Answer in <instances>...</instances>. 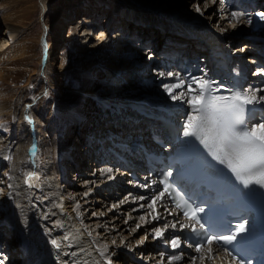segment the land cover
<instances>
[{
  "label": "bare ground",
  "instance_id": "bare-ground-1",
  "mask_svg": "<svg viewBox=\"0 0 264 264\" xmlns=\"http://www.w3.org/2000/svg\"><path fill=\"white\" fill-rule=\"evenodd\" d=\"M202 1L95 0V3L102 4L89 5L93 8V12L89 10L84 13L85 16L81 15L84 18L80 30L75 27L71 29L72 22L79 14L76 4L63 7L58 10L57 15L61 16L60 27L66 32L68 30L69 38H66L61 45L66 44L68 40L74 41L78 36L80 39L72 42L73 48L76 47L75 53L83 56L81 61L85 59L84 62L87 64H82L83 67L80 69L72 66L68 70L76 73L62 79L64 73L61 74V65L57 66L59 57H57L58 62L56 59L53 61L57 64V67L53 68L48 59V53H55L59 48L58 45L53 52L52 46L48 49L45 46L44 50L37 47L39 41L45 45L48 42L47 34L41 35V38L36 35L38 15L40 10L43 12L50 5L48 0H40L39 3L37 0H0V7L4 10L0 11V30L5 29V39L3 36L0 38V44L2 43L0 46L5 47L4 45L7 46L9 43L10 47H5L6 50L16 46V49L6 52L5 56L14 57L18 54L17 48H22L20 51L25 54L28 62L26 66L30 65L33 69L35 67L36 70H34L35 77L28 78L30 88L23 87L19 93L14 92V95L11 89L10 92L5 89L4 93L0 94V123L4 119H10L15 126L14 132L0 141V162L6 164L4 173L7 172L13 177L12 180H8L4 173L0 174L3 176L2 179L0 178V181H3V187L0 188L2 190L0 191V261L3 264H43L47 257L51 260V264H106V257L110 258L113 264H161V261L163 264H168L169 257L181 254L182 258L174 261L173 264H189L191 256L187 253V246L182 245L180 249L173 250L169 245L154 238V228L177 221L174 210L171 215L166 211L170 209L166 196L157 201L156 212L144 207L151 202L152 196L160 191L159 187L152 180L147 188L132 181L131 177L128 178V172L120 168L118 159L120 155H125L131 150L130 142L149 143L150 137L145 136L149 135V131L145 132L148 121L143 115L150 112L151 108L159 109L163 114L171 117L177 116L183 125V116L187 113V107L179 100L173 101L162 87L164 84L174 82L175 78L169 77L168 73H179L177 67H172L166 72L156 63V59H159V62L163 61L166 54L173 59L174 57L169 54L173 49L175 55H180L182 58L195 60L200 56L197 67L202 64L204 72L210 68L209 59L207 60L208 51L204 52L201 49L204 41L199 39V35L198 37L192 35L189 27L205 28L204 30L213 33L211 40L223 48L224 53L234 64L238 78L242 74L243 78L247 77L243 90L252 88L253 85H256V88H264V76L260 75L258 79H254V74L249 73L248 70L257 62L251 60L264 62V20L256 15L258 12H264V8L247 13L243 10H235V3L223 4L219 3V0L215 2L208 0L201 6ZM189 4L191 9L188 8ZM102 5L114 13L122 9L130 11L122 15L125 19L121 16L116 19L121 23L114 32L109 34L113 15L102 24L103 28L93 34L94 27L98 26L95 22L97 7ZM196 5L201 6L200 12L196 11ZM217 5L222 9L219 11L223 14L222 19L217 17ZM13 6L24 13L26 23L30 25L28 30L23 27L24 33L21 32V25L15 23L17 16ZM110 11L107 15L111 13ZM232 12L244 13V15L239 18V22H236L231 16ZM232 24L235 26L233 27ZM166 38H176L185 45L169 46L170 44L165 41ZM149 40L153 45L157 42L159 46L164 45L165 55L150 52L149 46L147 47ZM242 40L245 42L240 47H236ZM257 43H260L263 49L259 50L260 52L249 53L248 49L252 50ZM133 46L138 47V52L133 50ZM98 53L103 55L102 58L105 57V61L95 58ZM150 53L151 56L146 58ZM192 54L197 56L188 57ZM242 54L243 56H240ZM235 58L238 59L237 63L234 62ZM41 61L43 68L40 70ZM96 67L102 68L96 69L97 71H102L103 68L107 70L104 75L102 74L101 81L107 90L105 92L102 91L103 88L93 91L91 87L94 82L91 69ZM49 68L53 73L49 72ZM257 69L256 73H261L260 68ZM121 72L122 76H120ZM136 73H141L140 76L146 73L148 75L146 79L160 83V87L148 89L145 80L135 86L137 87L135 94L120 90L116 96L115 90L119 83L127 78H134ZM77 76L82 79L85 86L82 89L68 88L66 82H70V79L74 80ZM87 76L93 77L87 78ZM180 76L189 77L182 74ZM194 76L205 77V74ZM249 78L250 80L247 81ZM34 85L38 87L37 90L31 88ZM59 88L62 90L66 88L67 91L61 89L57 91ZM6 91L9 94H5ZM53 91L58 93L57 96ZM151 113L155 114L156 111ZM26 115L31 116L33 123L30 124L25 120ZM67 116H69L67 122L72 128L70 130L79 134V139L72 148L69 140L56 137L54 128L60 118ZM106 122L109 125L101 127L105 126ZM139 127L145 130L143 131L145 134L138 130ZM3 129L0 124V130ZM97 132L100 134L97 135ZM83 135L88 136L87 145L80 149ZM33 144L37 146L35 157L29 152ZM9 154L13 157L11 162L4 159V156ZM106 154L108 157H105ZM112 155L114 156L111 158ZM67 157L70 159L67 164L69 171L74 172L76 169L75 173L80 177L81 182H78L76 189H71L72 184L63 185L67 172L62 171L61 165L62 159ZM135 164L139 165L141 162L137 161ZM108 168L113 171L105 174L103 170ZM28 175L33 176L30 181L32 187H28L25 183ZM109 176L113 179H109ZM72 178L75 180V177ZM9 184L13 186L9 188ZM140 197L144 199L141 200ZM157 214L159 219L154 221L152 216ZM142 216L145 217L144 220L140 219ZM5 227L8 228L11 236L3 230ZM138 231L143 232L140 239ZM177 231L169 228L165 236L177 235ZM65 235H68L69 239L65 240ZM52 240L60 244L59 250L52 245ZM113 241L115 244L112 243ZM164 247L171 249L172 253L164 251ZM101 251H105L104 256L100 255ZM73 253L75 255H72ZM204 254L207 257L206 251ZM216 255L217 248L213 246V256ZM223 257V254H219L214 261L206 258L203 264H224ZM196 264L201 262L197 260Z\"/></svg>",
  "mask_w": 264,
  "mask_h": 264
},
{
  "label": "snow or ice",
  "instance_id": "snow-or-ice-1",
  "mask_svg": "<svg viewBox=\"0 0 264 264\" xmlns=\"http://www.w3.org/2000/svg\"><path fill=\"white\" fill-rule=\"evenodd\" d=\"M196 11H201L200 5H196ZM243 15L244 13L239 12L231 13L236 22H239V18ZM256 15L264 20V12H258ZM232 26L234 27L235 24ZM168 76L174 77V82L164 84L162 87L173 101L179 100L187 107L181 135L185 138L184 150L190 156L189 166L198 175L209 178L210 183L202 185L203 202L197 203L183 189L177 190L173 188V184L162 181L163 189L152 196L151 202L144 207L156 212L157 201L162 200L165 193H168L173 200V208L166 209L167 213L171 215L174 209H179L187 223H179V221L165 223L153 229L154 238L169 245L173 250L180 249L182 245L194 248L198 255L191 256L189 264H196L197 260L203 264L206 258L214 261L219 254L238 264H245V258L239 252L234 254V250L235 245L246 241L247 234L251 231L248 220L240 219L233 225L231 220L225 221L222 214L211 205L206 212L205 204L209 200L216 199L218 193H226L239 210L250 206L257 194L264 202V107H262L264 88L250 87L242 91L224 89L229 92L225 95L218 94L224 86L203 76L181 77L179 73H168ZM25 120L30 124L33 123L30 115H26ZM29 152L35 157L37 146L33 144ZM4 159L11 162L13 157L9 154L5 155ZM112 171L111 168L103 170L105 174ZM4 175L8 180L13 179L7 172ZM167 176H171V171L166 174L165 180ZM32 178V175H28L25 179L28 187H32L30 183ZM109 179L113 177L109 176ZM12 186L8 185L9 188ZM142 187L147 188L149 185ZM139 199L143 200L144 197ZM76 207L78 208L79 205L77 204ZM140 219L144 220L145 217L142 216ZM152 219L154 221L159 219V214L153 215ZM177 224H179L178 229ZM218 225L226 227L227 233L218 234L214 231ZM169 228L180 232L187 229L191 234V242L189 237L180 235L166 237L165 233ZM64 239H69V236L65 235ZM51 243L59 250L60 244L56 240H52ZM112 243L115 244V241ZM213 245L218 246L216 256H213ZM225 245H234V250L230 251L224 247ZM100 255L104 256L105 251H101ZM181 258L182 254L171 256L168 258V264H173ZM0 264L3 262L0 261ZM106 264L113 262L106 257Z\"/></svg>",
  "mask_w": 264,
  "mask_h": 264
},
{
  "label": "rangeland",
  "instance_id": "rangeland-1",
  "mask_svg": "<svg viewBox=\"0 0 264 264\" xmlns=\"http://www.w3.org/2000/svg\"><path fill=\"white\" fill-rule=\"evenodd\" d=\"M75 1V2H74ZM206 1H208V0H203L202 1V4H201V6L206 2ZM40 2V0H37V3H39ZM48 2H49V6L48 7H46V12L45 11H43V12H45V13H43L42 12V10H40V13H39V15H38V19H39V22H38V25H37V28H38V32L36 33V35H38L37 37H39V38H41L42 36L41 35H43V34H47L46 36H48L47 37V40H48V42L46 43V45L44 44V43H41L40 41H39V43L37 44V47H38V49H40V50H44V48H45V46H47V49H48V47H50V46H52L50 49L52 50V52L54 51V50H56V45H58V49L56 50L57 51V53H56V51H55V53H53V54H50V53H48V55H49V60H50V63L52 64L51 65V67L53 68V67H57V66H59L60 67V65H61V67H60V69H61V74H63L64 73V75H62L61 77H62V79H65V77L66 76H72L71 74H75V73H72L70 70H68L69 68H71L72 66H73V68H75V69H80L81 67H83L82 66V64H87L86 62H84L85 61V59H83L82 61H81V58L83 57V56H81V55H77L75 52H77V50H75L74 48H76V47H74L73 48V46H74V44L72 43V42H74V41H76V39H77V41H78V39H80L78 36H76L75 37V39H74V41L72 40L71 42H70V40H68L67 41V43L66 44H64V45H61V44H63L65 41H66V38H69L68 36V34H69V32H68V30H67V32L65 31V30H63L64 28H61L60 27V22H59V20L61 19V16L59 15H57L58 14V10H61L63 7H68L69 6V4L70 5H72L73 3H75L76 4V6H77V10H78V15H77V17H75L76 18V20L75 21H73L72 22V24H71V29L72 28H77V29H79L80 30V24L83 22V19L82 18H84V17H82L81 15H84V13H86V12H88L89 10H91L92 12H93V8H91L89 5H94V4H97V5H100V4H102V3H95V0H48ZM219 3H220V0L218 1ZM191 4V3H190ZM189 4V7L188 8H190L191 9V5ZM88 6V7H87ZM18 7V6H17ZM79 7V8H78ZM103 7V8H102ZM104 5H102V6H98L97 7V11H96V14L97 15H95V22L97 23V27H94V30H93V34H95L94 32H96L97 30H99L100 28H103L102 27V24H105V22H107V20H109V18H111L113 15H114V19L112 18V21H111V23H110V25H111V29L109 30V34L110 33H112V32H114L115 30H117V25L118 24H120L121 22L119 21V20H116L118 17H120L121 16V18H123V19H125V17H122V15H124V13H126V12H129L130 10H128V9H122L120 12H116V13H114V12H112V11H110V9L108 8V7H105ZM14 10H15V12H16V16H17V18H16V21H15V23H17L18 25H21V32L22 33H24L25 32V30H28L27 28H29L30 27V25L29 24H27L26 22V16L24 15V13L22 12V11H20V9H17L16 10V6H13L12 7ZM87 9V10H86ZM99 9V10H98ZM217 10H218V14H217V17L219 18V19H222V15L223 14H221V13H219V11H222V9H219V7H218V5H217ZM0 11H4L3 10V7H0ZM109 11L111 12L110 14H108L107 15V13H109ZM42 12V13H41ZM61 12L62 11H60L59 13L61 14ZM24 17H22L21 15ZM19 15H20V17H19ZM7 16H10V14H7ZM85 16V15H84ZM22 17V18H21ZM35 18V17H34ZM34 18L32 19V20H34ZM65 18V17H64ZM24 19V20H23ZM73 19H74V17H73ZM21 20H23L22 21V23H21ZM64 20V19H63ZM127 20V19H126ZM44 21V22H43ZM69 21H70V19L69 20H67V23H69ZM23 22H24V24L26 25H24L23 24ZM23 24V25H22ZM100 24V25H99ZM29 26V27H28ZM78 26V27H77ZM25 28V30H24V28ZM69 26H67V28H68ZM23 29V30H22ZM62 31H61V30ZM44 30H46V31H44ZM69 31H71L70 30V28H69ZM44 32H46V33H44ZM174 33H177V32H175V31H173ZM250 32V31H249ZM67 34V35H64V34ZM81 33H83L82 31H81ZM4 35H5V29L4 28H1V30H0V38H2V36H3V38H4ZM35 35V36H36ZM64 36V37H63ZM62 38H64V39H62ZM5 39V38H4ZM3 39V40H4ZM174 39V40H173ZM62 42H61V41ZM86 40V39H85ZM150 40H152V39H150ZM148 41L147 42V47L149 46L148 44L149 43H151V41ZM172 40H173V42H175V44L173 45V46H175V47H177V46H182V44H183V42H181V41H177L176 40V38H172ZM84 41V40H83ZM54 42H55V44H54ZM59 42H61L60 44H59ZM245 41L244 40H242L241 42H239L237 45H236V47H240L243 43H244ZM70 43H72V45L70 44ZM83 43H85V42H83ZM86 43H87V41H86ZM86 43H85V45H86ZM108 43H109V41H108ZM2 44V43H1ZM0 44V45H1ZM152 44V43H151ZM260 47H261V45H260V43H257ZM153 45V44H152ZM5 47H10L9 46V43H8V45L6 46V45H4ZM5 47H1L0 46V94H3L4 93V90L5 89H7L8 91H9V89H11L13 92V95H14V92H16V93H19L21 90H22V88L24 87V88H27V87H29L30 88V85H28V78L30 79V77H35V75H34V72L36 71L35 70V67H34V69H33V67H31L30 65L29 66H26L27 64H28V62L26 61V56H25V54L23 53V52H21L20 50H22V48L21 47H19V48H21V49H18L17 48V50H16V52L18 53V54H16L14 57H9V56H5V53L6 52H8L9 50L10 51H12V50H14V49H16V46H13V47H11L10 49H8V50H6L5 49ZM23 47V46H22ZM235 47V48H236ZM258 50H260L259 49V47H256ZM255 48V49H256ZM50 49H49V51H50ZM100 49V48H99ZM133 50L134 51H136V52H138V47H134L133 46ZM148 50H150V47H149V49ZM247 50V49H246ZM18 51H20V52H18ZM48 51V50H47ZM248 51H249V53L250 52H252V51H250V49H248ZM140 53H141V51H139ZM254 52H255V50H254ZM9 53V52H8ZM102 53V52H101ZM101 53H98V54H96V56H95V58H100L99 60H103V61H105V57L104 58H102V54ZM238 53V52H237ZM244 53H245V51H244ZM22 54H23V59H21V57H22ZM154 54H155V51H154ZM19 55L21 56V57H19ZM79 56H81V57H79ZM151 56V53L146 57V58H149ZM17 57V58H16ZM57 57H59V59H60V61H59V63H54L53 61H55V59H56V62H58V59H57ZM19 60V61H18ZM21 60H22V62H21ZM244 60H246V59H244ZM34 61V60H33ZM37 61H38V59H37ZM21 62V63H20ZM27 62V63H26ZM42 61H41V64H40V70H41V68H43V65H42ZM55 65V66H54ZM57 65V66H56ZM108 65V64H107ZM32 66H34V65H32ZM80 66V67H79ZM141 66H143V64L141 65ZM27 68V69H26ZM101 67H96V68H92L91 70L93 71V74H94V77L93 76H90V77H88L87 76V78H92V79H94L93 81V84L91 85V87H92V89H93V91L94 90H99V89H104V90H102L103 92H105V91H107V90H105V87L103 86V83L101 82L102 81V74L104 75L105 74V72H107V70H105L104 68H103V70L102 71H97L96 69H100ZM140 68H142V67H140ZM139 68V69H140ZM2 69H4V70H2ZM29 69V70H28ZM33 69V70H32ZM59 69V68H58ZM57 69V70H58ZM83 69V68H82ZM102 69V68H101ZM35 70V71H34ZM55 70V69H54ZM56 70V71H57ZM97 71V72H96ZM137 71H139V70H137ZM136 71V72H137ZM49 72H51V73H53V71H51V68H49ZM100 72V73H99ZM97 74V75H96ZM140 74L141 73H136L133 77L134 78H127L126 80H122V81H124V82H121V83H119V85L117 86V88H116V90H115V92H116V96H118V92L121 90V91H129L131 94H135L137 91H136V89H137V87H135L136 85H138L140 82H145V80H146V86H147V88L148 89H152V88H155L156 86L157 87H160V83H156L155 81H151L150 79H146L147 77H148V75L145 73V74H143V75H141L140 76ZM2 75V76H1ZM120 76H122V72H121V74H120ZM70 79V78H69ZM143 80V81H142ZM139 81V82H138ZM10 84H11V86H10ZM66 84H67V87L68 88H80V89H82L84 86H85V84H84V82L82 81V79L80 78V77H75L74 78V80L73 79H70V82L68 81V82H66ZM70 84V86H68ZM152 84V85H151ZM159 84V85H158ZM28 85V86H27ZM140 85V84H139ZM8 86V87H7ZM35 86V87H34ZM33 87H31L32 89H34V90H37V86L36 85H34ZM66 87V88H67ZM96 87V88H95ZM66 88H63L65 91H67L66 90ZM62 90V88H59V89H57V91H61ZM23 90H26V89H23ZM64 90H62V91H64ZM8 91H6L5 92V94H7L8 93ZM10 92V91H9ZM30 92V90H28V93ZM158 93H159V91H157ZM97 93V92H96ZM101 92H99V94H100ZM9 94V93H8ZM53 94L54 95H56L57 96V94L58 93H55L54 91H53ZM1 96V95H0ZM112 116H114V115H111V117ZM68 118H69V116H67V117H62V118H60L59 120H58V123H57V126H55L54 128H55V134H56V137H58V138H64V139H66L67 141L69 140V143H72L71 144V146H70V148H72V145L73 146H75L76 145V143H77V141H78V137H79V134L77 133V132H72L70 129H72L71 128V126L69 125V122H67L68 121ZM63 122V123H62ZM113 122H111V124H112ZM114 123H116V122H114ZM1 125H2V127L4 128L3 130H0V141L2 142V140L3 139H6L9 135H11V133L12 132H14V128H15V126H14V124H13V122L10 120V119H4V120H2L1 121V123H0ZM105 124V126L104 125H102L101 127H106L107 125H109L107 122L106 123H104ZM116 126V125H115ZM69 129V130H68ZM139 130V129H138ZM67 131V132H66ZM139 132V131H138ZM146 133H148V131H145ZM65 133H66V135H65ZM98 134H100V133H98L97 132V135ZM143 134H145V133H143ZM69 135V136H68ZM67 136H68V138H67ZM146 136V135H145ZM81 138H82V140H84V142H82V140H81V148L80 149H82L83 147H85V145H87V139H88V136H81ZM79 145V144H78ZM108 154V153H107ZM107 154H106V156L105 157H108L107 156ZM97 155H98V153H97ZM94 156V155H93ZM84 158V157H83ZM95 158V157H94ZM96 159V158H95ZM106 159V158H105ZM70 159L67 157V159H62V165H61V169H62V171L63 172H67L66 173V178H65V181L63 182V185H70V184H72L71 185V189L73 188V189H76L77 187H78V185H79V183L78 182H81L80 181V177H78V175H76V173H75V171H76V169L74 170V172H70L69 171V169H68V161H69ZM87 160V159H86ZM85 160V161H86ZM95 163L96 164H98V162H97V160H95ZM85 164H87V163H85ZM4 165V166H3ZM105 165H107V164H105ZM90 168V167H89ZM4 169H6V164H4V162H2V164H1V162H0V174H2V173H4ZM73 171V170H72ZM2 175H0V178L2 179ZM72 177H75L74 179L75 180H72L73 178ZM79 179V181H77ZM73 181V182H72ZM0 184H2V185H0V188H2L3 187V183H0ZM3 230L5 231L6 230V233L8 234V235H10L11 236V234H9V232H8V228L7 227H5V228H3ZM137 234H138V237H139V239H140V237H141V235L143 234V232L142 231H138L137 232ZM138 239V240H139Z\"/></svg>",
  "mask_w": 264,
  "mask_h": 264
}]
</instances>
